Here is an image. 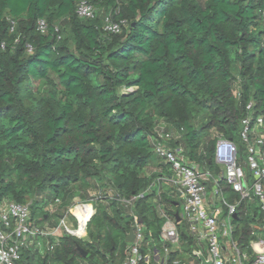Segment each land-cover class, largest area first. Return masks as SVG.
<instances>
[{
  "label": "trees",
  "instance_id": "trees-1",
  "mask_svg": "<svg viewBox=\"0 0 264 264\" xmlns=\"http://www.w3.org/2000/svg\"><path fill=\"white\" fill-rule=\"evenodd\" d=\"M79 1L0 0V205H28L40 224L49 205L67 212L79 192H103L88 240L63 234L53 252L24 249L17 264H126L135 217L145 226L144 254L163 252L158 196L169 217L179 214L181 245L194 253L181 197L158 182L172 173L147 170L169 166L157 143L182 146L217 180L209 192L218 185L228 203L241 201L215 151L225 138L246 153L250 103L253 118H264V0H87L101 9L94 19L77 16ZM108 17L119 33L105 31ZM36 83L48 89L38 94ZM162 122L171 128L166 141ZM134 198L131 214L119 199ZM234 223L236 241L250 252L264 234L258 200L240 202Z\"/></svg>",
  "mask_w": 264,
  "mask_h": 264
},
{
  "label": "built area",
  "instance_id": "built-area-1",
  "mask_svg": "<svg viewBox=\"0 0 264 264\" xmlns=\"http://www.w3.org/2000/svg\"><path fill=\"white\" fill-rule=\"evenodd\" d=\"M76 14L81 19H94L96 9L87 0H80ZM38 27L42 33L47 30L44 21H39ZM120 29L119 23L113 22L109 17L106 19V32L115 34L119 33ZM29 51H32L31 47ZM252 106V103L247 106L249 115L242 121L241 132V139L247 148L246 154L252 181L249 180L247 172L239 161V148L233 140L219 138L215 151L216 163L224 170L223 178L240 196L241 201L228 203L223 198L218 185L209 192L208 184L211 181L217 184V180L209 171H204L198 165L191 163L184 154L182 146L172 150L161 143L155 145L159 160L168 164L173 173L172 176L160 177L158 182L167 184L177 191L182 200L181 218L188 223L189 233L207 246V254L194 252L199 264H203L200 256L209 264H264V234L250 241L248 247L250 252L245 251L235 238L234 221L238 215L240 202L258 200L264 214V118L254 119L251 114ZM216 197H220L221 207H217L215 213L211 214L208 210V200ZM134 200L135 198L120 201L133 207ZM156 201L160 215L166 219L161 232L164 251L154 249L144 254L142 248L145 241V226L135 217L133 225L135 242L129 244L126 264H170L174 249L181 246V234L174 218L165 213L160 196ZM222 205L227 208L225 214ZM91 210L90 217L95 214V211ZM63 229L75 237L80 236L81 227L79 226L78 231H72L67 227L65 219L61 220L52 235H56ZM45 236H47L46 232L34 225L28 205L12 202H3L0 205V264H17L21 260L24 249L34 248L41 254L46 251L53 252L58 242H52L44 247L40 239ZM32 240L35 242L33 243Z\"/></svg>",
  "mask_w": 264,
  "mask_h": 264
},
{
  "label": "rangeland",
  "instance_id": "rangeland-1",
  "mask_svg": "<svg viewBox=\"0 0 264 264\" xmlns=\"http://www.w3.org/2000/svg\"><path fill=\"white\" fill-rule=\"evenodd\" d=\"M95 7L97 8V9L95 8L97 14H99L101 12V9H98L97 6H95ZM63 26H64V24H63ZM36 87L38 88V91H37L38 94H39V92H40V94H42L44 91H46L48 89V86L44 85L43 83H40V84L36 83ZM133 90L134 89H130V90L124 89L123 92H132ZM234 95H236V96L238 95L237 89L234 90ZM169 129H171V128L164 122H162L158 125V132H159V134H161V136H164L163 137L164 141H166L165 139H168V138H166V132ZM213 135L216 136L215 131L213 132ZM171 136H174V135L171 134ZM163 140H161V141L165 144L166 142H164ZM239 161H240L241 165L243 166V168L245 169L246 172H251L250 166L248 163V156L246 153H244L242 151L239 152ZM154 164L155 165H151L150 168L147 170L148 174H152L151 172H153L154 169H158V166H159L158 163L154 162ZM167 172L172 173L170 166H168L167 170L164 171L165 174ZM157 186H158V184H155L154 187L156 188ZM102 193L103 192L99 191L97 189V187L91 188V190L88 192H85V191L79 192L80 195H78V198H76L74 200V202H72V204L68 207L67 212L64 209L62 211L58 207L59 206L58 204L57 205L51 204L45 208V211L48 213L49 217L45 216L44 221L42 223L40 222V224H39V220L42 219V217L38 215L36 217L37 221H33V223H34V225H37L38 227L40 225V228L43 229L44 232L47 231V232L52 233V232L56 231V226L59 225L61 220L65 219L67 227L70 230L78 231L79 226H80L79 222L81 223V216H79L80 212L82 213L83 211H85L87 207H92V208L94 207L95 209L93 208V210L96 211L97 198L101 197ZM81 194H83V196H85V201H83V198L80 197ZM113 194H115V193L113 191H111L110 196H113ZM120 200H122V199H119V201ZM121 204L125 207L127 212H130L132 214V212H133L132 207L127 206L124 203H121ZM60 211H61V214H63V217L56 216L57 213H59ZM43 214H44V212H43ZM92 218H93V216L88 218L89 219V220H87L88 222L86 221L87 225L85 228V234L83 236L76 235L77 238L88 240V224ZM66 233H67L66 230L63 229V230H60L57 234H66ZM198 246H199V248H201L203 250V252H205V254H207V250H205L207 246L205 243L198 245ZM31 249L35 252L34 248H31ZM174 250H175L174 251L175 255H174V260H173L174 264H199V261L196 258L195 254L189 252L188 247H186L185 245L176 247V249H174Z\"/></svg>",
  "mask_w": 264,
  "mask_h": 264
},
{
  "label": "crops",
  "instance_id": "crops-1",
  "mask_svg": "<svg viewBox=\"0 0 264 264\" xmlns=\"http://www.w3.org/2000/svg\"><path fill=\"white\" fill-rule=\"evenodd\" d=\"M164 164V163H163ZM152 165H155V164H152ZM165 165V164H164ZM151 173H163L164 174V172L163 171H161L160 169H154L153 170V172H151ZM163 186H169V185H167V184H164ZM215 186V185H214ZM157 187H160L159 185L157 186ZM169 187H171V186H169ZM214 189V187H212V190ZM223 196V195H222ZM6 202H9V201H4V203H6ZM217 207H221V202H220V197H216V198H214V199H212V198H210L209 200H208V210H209V213H211V214H214L215 213V210H216V208ZM92 208V207H91ZM94 208V207H93ZM92 208V209H93ZM95 209V208H94ZM94 211V210H93ZM95 213H96V211H95ZM184 221V220H183ZM175 222H177V221H175ZM184 224H185V230H186V232L187 233H189V225H188V223L186 222V221H184ZM58 226V225H57ZM56 226V227H57ZM39 227H40V225H39ZM46 234H47V236H45V237H43V238H41L40 239V241L42 242V244H43V246L44 247H46L48 244H50V243H52V242H55V241H57V239L58 238H60L61 236H63V234H56V235H52V234H54V232H52V233H50V232H47L46 231ZM190 234V233H189ZM190 236L193 238V240L195 241V246H194V248H196L195 249V251H199V252H201L202 254H205L204 252H203V250L201 249V248H199V246L198 245H201V244H203L202 242H199L198 240H196V238H194L191 234H190ZM32 242L34 243L35 242V240H32ZM193 243H191V245H192ZM182 246V245H181ZM35 250V249H34ZM206 250V249H205ZM36 251V250H35ZM194 251V252H195ZM39 253V252H38Z\"/></svg>",
  "mask_w": 264,
  "mask_h": 264
},
{
  "label": "water",
  "instance_id": "water-1",
  "mask_svg": "<svg viewBox=\"0 0 264 264\" xmlns=\"http://www.w3.org/2000/svg\"><path fill=\"white\" fill-rule=\"evenodd\" d=\"M176 219H177V222H180V218H179L178 213L176 214ZM139 222L142 223L141 220H139ZM133 242H135V227L134 226L131 227L130 232L126 236V243L130 244ZM82 252H83V250H82ZM83 254H84V256H87L86 253H83ZM200 259L203 261V264H209L206 262L205 258H203L202 256H200Z\"/></svg>",
  "mask_w": 264,
  "mask_h": 264
},
{
  "label": "bare ground",
  "instance_id": "bare-ground-1",
  "mask_svg": "<svg viewBox=\"0 0 264 264\" xmlns=\"http://www.w3.org/2000/svg\"><path fill=\"white\" fill-rule=\"evenodd\" d=\"M92 208L91 207H87L85 211H83L82 213L80 212V215L81 216V230H80V235L83 236L85 234V228H86V225H87V220H89L88 218H90L91 214H92ZM87 221V222H86Z\"/></svg>",
  "mask_w": 264,
  "mask_h": 264
}]
</instances>
